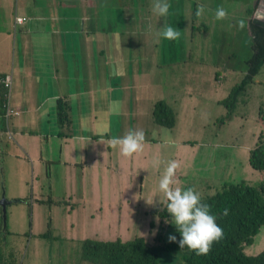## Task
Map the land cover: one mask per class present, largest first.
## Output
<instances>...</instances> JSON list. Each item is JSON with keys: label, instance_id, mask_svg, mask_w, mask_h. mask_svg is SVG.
I'll use <instances>...</instances> for the list:
<instances>
[{"label": "rangeland", "instance_id": "1", "mask_svg": "<svg viewBox=\"0 0 264 264\" xmlns=\"http://www.w3.org/2000/svg\"><path fill=\"white\" fill-rule=\"evenodd\" d=\"M28 1L29 9H43L47 4V0ZM100 1L94 0L97 4ZM135 1V13L138 17L129 22L133 48L127 59L122 61L127 69L122 72V80L116 90L123 88L126 95L132 96L135 82H139L138 74L132 71L135 63L137 70H142L144 66L148 69V75L160 76L167 85L175 86L180 92L175 98L184 96V88L192 89L194 96L200 97L197 103L199 115L196 120L191 118L195 124L194 129L190 127L180 130V137L185 141L196 142L198 147L191 163L193 170L185 174L189 184L210 188L216 193L227 182H236L246 177L257 182L264 180V171L254 169L249 163L250 151L260 142H264V122L261 117L264 113V83H252L250 80L240 92L235 93L238 83L247 76V60L252 55V44L248 42L249 31L246 27L240 29L238 21L243 19L246 24L253 0L222 1L228 3L226 9L230 10L231 16L229 19L214 21H197L195 15L187 13V8L182 16L180 4L176 6V0H168L171 7L166 18L153 14L152 0ZM241 3L242 7L239 6ZM0 5H6L13 12V17L19 15L26 23L31 21L28 24L30 28L34 27L32 21L39 24V30L43 28L47 16L16 13L19 9H27L23 0H0ZM258 7L257 4L254 9ZM63 8L64 5L51 0L47 21L50 23L52 18L61 15ZM174 10L177 13H174ZM192 21H195V24ZM7 22L8 20L5 24ZM164 24L180 31V38L176 41L179 47H172L171 41L159 35ZM201 24H204V27ZM192 27L196 28L194 32ZM3 28L0 24V32ZM53 35H40L36 41L37 46L44 47V50L52 48L53 43L49 38L52 39ZM103 42L85 37L78 43V51L83 59L80 63L85 85L89 91L99 89V85H105V71L109 77L114 76L111 78L112 84L120 79L114 59H94L92 50ZM12 47V39L0 36V70H6L2 58L9 62V66L14 60L13 69L18 75L17 69L21 66V70L25 71L30 60L19 47L18 50ZM64 51L68 59L73 58L71 45H65ZM29 52L34 54V49L31 48ZM53 52L58 73H64L62 81L57 72L52 74V77L45 74L52 65L46 62L45 54L38 53L32 56V64L36 68L35 72L32 71V76L36 81L23 80L17 76L20 80L18 83L16 81L12 88L13 92L15 87H22L23 107L30 103L40 104L39 117L36 111H32L26 124V132L20 130L13 138H8L0 128V197L3 192L10 200L18 198L17 195L21 197L20 202L6 205L5 213L0 207V229L2 227L5 228L3 231H9L7 243L16 250L20 258L18 264H95L91 258L83 257L82 241L85 236L98 240L120 238L123 241L144 236L145 243L154 239L155 243L161 244L158 239L161 235L160 224L156 220L154 228H147L146 222L136 226L133 222L136 220V203L130 200V196L134 194H126L124 189H120L125 184L143 185L146 176H133L122 163L116 169L109 156L110 141H91L86 137L91 131L82 133L78 126L73 127L74 123L80 125L84 119L70 107L67 109L65 122L54 120L59 107V101L54 99L55 94H60V97L64 94H74L79 91V86L77 80H74L78 74L68 70L67 57L58 49ZM95 62L100 65L99 69L94 68ZM113 87H109V96ZM225 100L232 103L226 105L223 103ZM66 101L70 104L71 98L67 97ZM140 103L147 107L154 104L146 99L140 100ZM77 104L79 112L89 110L87 113L92 120L96 108H101L98 104L79 107V98ZM177 107L181 110L180 104ZM228 111H234L235 118L226 120L227 114H220ZM21 120V117L16 118V122ZM151 120L157 127L158 123L151 114L144 118V124L149 125ZM161 128L169 130L166 126ZM73 129V135L68 136L67 131ZM189 130H194V133H184ZM63 132L64 138H58L62 155H58L51 134L63 135ZM47 134L50 136L46 142ZM117 135L118 131L115 130L113 137H122ZM102 138L105 139L103 135ZM206 147L208 153H205ZM37 156H42L43 159H38ZM183 159L187 163V157ZM62 160L74 163L66 164ZM241 162L248 171L247 175ZM46 164L48 177L45 174ZM32 168L41 179L34 184L29 178ZM155 189V184L153 188L147 185L141 194L134 196L142 197L145 202V199H155L156 203L149 206L159 209ZM33 192L38 193L34 200ZM111 213H114V216ZM52 217L55 221V231L51 230L49 222ZM96 219H100L101 223H95ZM70 221L75 223L74 228H71ZM102 222H109L110 225H104ZM143 227L147 229L143 231ZM47 231L49 232L46 233ZM51 232L81 239L76 244L61 239L54 241ZM41 233L44 234L38 236ZM246 249L252 254L264 250V228L257 235L255 242ZM99 264L111 263L106 259Z\"/></svg>", "mask_w": 264, "mask_h": 264}, {"label": "trees", "instance_id": "2", "mask_svg": "<svg viewBox=\"0 0 264 264\" xmlns=\"http://www.w3.org/2000/svg\"><path fill=\"white\" fill-rule=\"evenodd\" d=\"M209 3L215 4V6L210 8L205 0H176V6L180 4L182 16L185 13V8H187V13L189 15H195L197 21H199V19L214 21L215 9L223 7L228 13L226 19H229L231 12L226 9L227 6L224 3L220 0H209ZM198 5L204 6V13L199 17L196 15ZM136 8L137 4L135 0H126L125 4L120 9V15L129 16L130 18L133 16L135 17L137 16L135 13ZM176 8L177 7H175V9ZM81 10V5L72 2L71 6L62 9L61 14L64 17L60 21L66 28L70 27L78 22L77 17L81 15ZM174 13H177V11L174 10ZM250 14L249 12L248 20L245 24V27L249 31L248 42L252 44V55L247 60L249 72L247 77L238 83L235 88V93L240 92L250 80L252 83L254 80L257 84L264 83V24L253 21L249 17ZM2 18L3 13L0 12V20ZM192 22L195 24V21ZM201 25L204 27V24ZM195 29V27H192L193 32ZM176 41L177 40L171 41L172 47H179ZM115 49L116 47L114 44H110L108 47L111 53L114 52ZM75 60L77 63H73L69 60L68 68L78 74L77 78L74 79L82 82L79 55L75 57ZM137 72L141 75L144 72V68L142 70H137ZM158 79H161L160 76L148 75V83ZM182 92L184 93V91ZM77 94L82 101L87 100V91L85 87L79 86ZM75 97V95L72 96L73 100ZM63 98L65 97H59L55 94L54 99L59 101V107L54 119L55 121L64 122L67 120L66 103L62 101ZM103 98L107 100L109 97ZM114 98L120 97L115 96ZM103 103L104 101L102 99V104ZM223 103L230 105L232 101L228 102L225 100ZM71 107L75 110L74 104H72ZM82 115L84 119L82 124L84 133L87 130L92 131L94 129L95 132L92 134L94 137H100L101 134L107 137H113L114 131L116 130L112 127V122L115 119L113 113L106 110L103 111L102 109L96 110V117L92 123L87 118L88 114L84 112ZM233 115L234 111H228L225 119L232 120ZM261 117L264 122V113ZM10 124L13 125V120ZM0 128L2 131L6 129V124L2 117L0 118ZM63 135H65L64 132ZM207 147L205 153H208ZM115 156L119 163L124 162L125 157L120 155L119 149L115 150ZM249 163L254 169L262 172L264 171V142H260L250 151ZM241 165L245 170V175H247L248 171L245 169L244 163L241 162ZM192 170L193 168L191 167L189 171ZM195 177H197L196 173ZM187 188H194L200 194L201 200L207 199L220 213L223 224L225 225V239L215 246L211 254L198 256L195 252L187 250L186 247L185 250H180L181 248L177 242H169V235H175L177 240L181 238V234L176 226L171 222V219H169L165 225L161 224L159 227L161 232V235L158 237L161 241V245L159 246L152 245V243L148 241L145 243L143 238L125 243L121 240L104 241L86 238L82 241L83 257L91 258V261L95 264H99L106 259L109 260L111 264H264V250L252 254L248 253L246 249V247L251 246L255 242L257 235L261 232L262 228H264V180L257 182L246 177V179H241L236 182H227L216 193L213 189L201 188L197 185L189 184L188 182L185 189ZM225 209L228 210L227 216L223 214ZM48 232L49 231L46 233ZM8 233V230L3 231L1 227L0 264H18L20 258L16 250L7 243ZM161 250H166L169 254H163Z\"/></svg>", "mask_w": 264, "mask_h": 264}, {"label": "crops", "instance_id": "3", "mask_svg": "<svg viewBox=\"0 0 264 264\" xmlns=\"http://www.w3.org/2000/svg\"><path fill=\"white\" fill-rule=\"evenodd\" d=\"M4 1V0H2ZM51 0H47V4L43 9H40L38 7L34 9H29V1L28 0H23V5L27 8L25 11H21L20 9L17 12L19 13H27L29 15H45L47 16L46 19H44L43 23V28L41 30L38 29L39 24L36 21L34 22V27L30 28L28 26V23H25L24 25L20 26H15L14 18L13 17V12L6 6L0 5V12L3 13V18L0 20V24L4 26L3 30L0 32L1 37H6L9 39L13 40V47L18 50V47L23 51V54L26 58L30 60V63L25 71L21 70L18 68V75L15 69H13L15 61H11V65L9 66V62L5 59L2 58V62H4L6 70H0L1 73H8V72H13L14 74V83L16 84V81L20 80L18 77H20L23 80L27 81H36L34 76H32V71H36L35 65L32 64V56L37 55L38 53H43L45 54V60L48 62L51 66V68L45 72L49 77H52V74L58 73L57 68L58 65L56 63V58L54 57V49L60 50L65 56H66V51H64L65 45H71V49L74 51V56L71 59H68L67 57V65L69 60L73 63H77L75 60V57L79 55V63L81 60V54L78 51V43L80 39L83 38H89L91 40H103V44L99 46L98 48H94L92 50L94 59L97 57H103L105 59H114L116 61V66L119 70L120 74V79L117 81H114L113 84L111 83V78L114 77H109L105 71V85L100 86L99 89H93L92 91H89V89L86 87V83L84 80V73H83V68L81 66V80L82 82L77 81L76 83L78 86H83L86 88L87 91V99L90 98L89 100L82 101L81 98H79L77 93L74 94H64V97L62 99L63 102L66 103V111L68 107L72 109L74 113L78 112L80 117L83 119L82 113H86L89 110L86 111H81L79 112L78 104H77V98H79V107L82 105H89V104H98L101 105V108H96V110L102 109L103 111H109L110 113H113L115 115V119L112 122V127L115 128L118 131L117 136H122L125 135L130 127H137L143 118V116L147 113V106H144L143 104L140 103V100L146 99L148 102H153L154 104L151 107L154 108L155 103L160 100V99H168V98H163L166 92L171 91L175 86L172 85H167L166 82L163 79H158L155 81H151L148 83V69L143 66L144 72L140 75L137 72L136 69V64H133V70L135 71L138 76H139V82H135V88L134 91L132 92V96L130 94L126 95L123 88L116 90L117 86L119 85V82L122 80V72L124 69H127L126 66L122 64V61L127 59V56L131 52L133 48V43L132 41H127L126 34L129 32L131 29L129 27V22H130V17L128 16V21L127 25L126 24H117V16L120 14V9L121 7L125 4L126 0H101L99 4L94 2V0H55L57 4H62L66 7L71 6V3L74 2L77 5H81L82 10H81V15L77 17L78 22L74 23L70 27L66 28L65 25L60 21L63 19V15H59L55 18H52L50 20V23L47 21L49 19V3ZM206 3L210 8L215 6V4L209 3V0H205ZM221 1V0H220ZM9 3V2H7ZM83 7H85L83 9ZM15 13V12H14ZM55 16V15H54ZM53 16V17H54ZM8 20V22L5 24V21ZM50 25V27H49ZM50 35L54 34L52 39L49 38V40L53 43L52 48L48 50H44V47H38L37 46V39L39 38L40 35ZM18 44V46H17ZM110 44H114L116 49L114 52H110L108 50V47ZM12 47V48H13ZM11 48V50H12ZM34 49V54L30 53V49ZM18 54V53H17ZM32 60V61H31ZM34 63V62H33ZM81 64V63H80ZM107 65V64H103ZM11 67V68H10ZM95 69H99L100 65L95 62L94 64ZM69 70V68H68ZM64 73H58L60 81H62V75ZM74 78H77L74 77ZM17 79V80H16ZM75 80V79H74ZM145 80V81H144ZM50 81V87L52 88L53 85ZM113 85L114 87L112 88V94L109 96V87ZM21 88L15 87L13 90V101L15 106L22 110L25 111V116H23V113L16 117L19 118L21 117V121L16 122V118H14V124L12 125L13 130L15 133L21 131H25L26 129V124L28 123L30 119V114L32 111L37 112V117H39L38 112L40 111V104H32L30 103L29 105H26L23 107V100L21 97ZM187 90V95H188V102L189 101H194V91L190 88L186 89ZM57 96L60 97V94H56ZM75 95V99L73 100L72 96ZM115 96H119L120 98H114ZM69 97L71 98V103L67 104L66 98ZM103 97H109L113 99ZM102 99L104 103L102 104ZM75 105V110L71 107V105ZM37 107V109H36ZM96 110L94 111V118L93 120L91 119V116L88 114L87 118L89 121L92 123L95 120L96 117ZM59 122V121H58ZM65 122V121H64ZM82 123L78 125L77 123H74V126H78L80 131L84 133L82 129ZM73 129L72 131H67L68 135H73L74 133ZM26 132V131H25ZM95 132L93 129L91 131V134H87L86 137L90 139L91 141H100V140H108L111 141V137L104 136L101 134L100 137H94L92 134ZM71 135V136H72ZM102 135L105 137L102 138ZM50 134L45 135V141L47 142ZM65 135H62L61 133H52L51 137L55 141V152L58 155H62V147L59 146L60 143L58 141V138L63 139ZM4 137V135L2 136ZM110 149V154L109 156L112 159L113 166L118 169L120 164L117 161V158L115 156V150L111 148L110 146L108 147ZM59 152V153H58ZM159 153L158 149L153 146V145H148L143 149V151L139 154L134 155L132 158H124V162L122 163L125 167V169L130 172L133 176L137 174H143L146 176V181L151 180L153 178L154 174V169L153 165L155 164L154 162L158 160ZM30 156H28V159ZM38 159H43L42 156H37ZM62 162L66 164H73V161H63ZM47 168L48 164H46V176H47ZM142 175V177H143ZM48 177V176H47ZM31 179L32 184H34L37 181H41V179L38 178V176L35 173V169L32 168L31 175L29 176ZM120 189L126 193L127 190L131 189V184L130 185H123L120 187ZM37 192L32 193V199L34 200L37 197ZM107 194V192H106ZM19 199L21 198L19 195H17ZM33 209V207H32ZM74 210L76 209L75 207L73 208ZM114 216V213H111ZM110 215V211L108 213ZM50 224H51V230H56L55 226V221L54 218H50ZM71 223V228H74L75 223L73 221H70ZM95 223H101L100 219H96ZM104 225H110L109 222H102ZM49 226V223H48ZM114 226V222H113ZM109 228V227H108ZM45 233V232H44ZM39 234L38 236H41L42 234ZM52 239L54 241L56 240H63L67 243H79V240L81 239L80 237H71V236H60L57 233L52 234L50 233ZM89 238L88 236H85L84 239ZM91 238V237H90ZM105 241V240H104ZM82 257L80 254V261Z\"/></svg>", "mask_w": 264, "mask_h": 264}, {"label": "clouds", "instance_id": "4", "mask_svg": "<svg viewBox=\"0 0 264 264\" xmlns=\"http://www.w3.org/2000/svg\"><path fill=\"white\" fill-rule=\"evenodd\" d=\"M222 3L228 6L227 2ZM257 4L259 7L254 9ZM239 6L242 7V3ZM170 7L168 0H152L151 10L153 14L159 17L166 18L169 15ZM250 12L249 17L252 20L264 21V0H253V7ZM203 13L204 6L198 5L196 15L199 17ZM214 16V20H223L227 18L228 13L223 7H218L215 9ZM137 17L133 16L130 19ZM20 18L21 16L19 15L15 16V26L26 23L25 20H20ZM127 21L128 16L120 14L117 16V24H126ZM245 26L243 19L238 21L240 29H244ZM125 34L127 36L126 40L132 41L131 30ZM159 35L165 40L173 41L179 40L181 33L175 28L164 24ZM248 72L249 67H247V74ZM3 83L7 86L8 79L6 78ZM253 83H255V80ZM183 91L182 95L184 96L182 98H175L176 94H180L175 88L166 92L163 98L168 99L158 100L152 109L148 106L147 113L143 116L141 123L137 127H130L129 131L122 137H113L110 141V147L115 150L119 149L120 155L126 158H132L134 155L141 153L148 145H153L158 149L159 157L153 165V178L143 185H137L136 183L133 185L131 183L130 195L141 194L147 185L153 188L155 184L156 197L159 199V209L149 206L156 203L155 199H145V202L142 197L135 198L133 195L130 198L135 201L141 200L144 208L150 210L152 221L147 228H154L156 220L158 224L165 225L171 219V222L181 234V238L177 240L175 235H169V242H177L181 248L180 250H185L186 247L187 250L200 256L212 253L215 246L225 239L226 228L220 213L207 199L201 200L200 194L194 188L185 189L188 182L185 174L191 168V163L198 147L196 142L185 141L183 137H180V130L190 129V127L194 129L195 124L192 123L191 118L196 120L199 115L197 103L200 101V97H195L194 101L188 102L187 90L184 88ZM178 104L181 105V110L177 107ZM224 113L227 114L228 112H221L220 114ZM149 114L157 121V127L152 120L149 125L144 124V118ZM233 118H235V115H233ZM161 126H166L169 130L166 131ZM192 132L194 133V130L184 131L187 134ZM185 157H187V163L183 159ZM223 214L227 216L228 210L225 209ZM135 225L138 226V224ZM147 228H143V231ZM138 238L145 237L142 236L135 239ZM117 240H121L124 243L133 241H123L120 238L105 241ZM151 243L152 245H161L155 243L154 239ZM161 252L166 255L169 254L166 250H161Z\"/></svg>", "mask_w": 264, "mask_h": 264}, {"label": "built area", "instance_id": "5", "mask_svg": "<svg viewBox=\"0 0 264 264\" xmlns=\"http://www.w3.org/2000/svg\"><path fill=\"white\" fill-rule=\"evenodd\" d=\"M20 20L23 19L20 18ZM6 78L8 79L7 86L3 83ZM13 84V72H0V118L2 117L5 121L6 129L3 132H5L8 138H13L15 135L10 122L23 113V111L18 109L14 104L12 92Z\"/></svg>", "mask_w": 264, "mask_h": 264}, {"label": "flooded vegetation", "instance_id": "6", "mask_svg": "<svg viewBox=\"0 0 264 264\" xmlns=\"http://www.w3.org/2000/svg\"><path fill=\"white\" fill-rule=\"evenodd\" d=\"M130 194V190L126 191V194ZM130 200L135 201L134 199L130 198ZM136 203V211L134 212L136 220L134 221L135 224L144 223L146 222L147 227L151 225L152 215L150 210L144 208L143 202L141 200L135 201ZM3 203H0V207L3 208ZM11 204V203H10ZM9 205V204H8ZM146 228V227H143Z\"/></svg>", "mask_w": 264, "mask_h": 264}, {"label": "water", "instance_id": "7", "mask_svg": "<svg viewBox=\"0 0 264 264\" xmlns=\"http://www.w3.org/2000/svg\"><path fill=\"white\" fill-rule=\"evenodd\" d=\"M253 21H257L259 23L264 24V21L262 20H258V19H254ZM21 199L19 198H12V200H10L9 198L6 197L5 192L2 193V196L0 197V203H3V213H5V207L6 205L13 203V202H19ZM3 230H5V228H2Z\"/></svg>", "mask_w": 264, "mask_h": 264}]
</instances>
